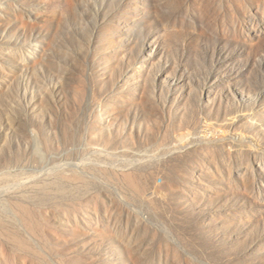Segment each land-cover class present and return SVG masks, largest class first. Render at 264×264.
<instances>
[{
	"label": "rangeland",
	"instance_id": "374dc122",
	"mask_svg": "<svg viewBox=\"0 0 264 264\" xmlns=\"http://www.w3.org/2000/svg\"><path fill=\"white\" fill-rule=\"evenodd\" d=\"M0 109V264H264V0H0Z\"/></svg>",
	"mask_w": 264,
	"mask_h": 264
},
{
	"label": "bare ground",
	"instance_id": "6f19581e",
	"mask_svg": "<svg viewBox=\"0 0 264 264\" xmlns=\"http://www.w3.org/2000/svg\"><path fill=\"white\" fill-rule=\"evenodd\" d=\"M10 113V112H9ZM11 115V114H10ZM7 111L0 109V126L3 124L2 121L6 122L8 125L12 124L11 123V116H10ZM2 123V124H1ZM6 125V124H5ZM4 125V126H5ZM2 131V130H1ZM3 149V148H2Z\"/></svg>",
	"mask_w": 264,
	"mask_h": 264
}]
</instances>
